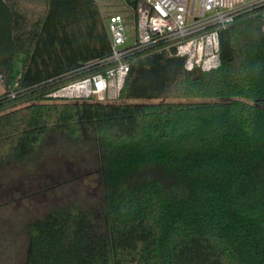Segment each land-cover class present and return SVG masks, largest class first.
<instances>
[{"label":"trees","instance_id":"trees-1","mask_svg":"<svg viewBox=\"0 0 264 264\" xmlns=\"http://www.w3.org/2000/svg\"><path fill=\"white\" fill-rule=\"evenodd\" d=\"M101 3L0 0V169L99 194L30 219L23 264H264V3L221 29L218 68L149 47L118 100L51 96L105 70Z\"/></svg>","mask_w":264,"mask_h":264},{"label":"built area","instance_id":"built-area-1","mask_svg":"<svg viewBox=\"0 0 264 264\" xmlns=\"http://www.w3.org/2000/svg\"><path fill=\"white\" fill-rule=\"evenodd\" d=\"M121 1L128 13L109 11L106 15L110 53L89 63H102L105 70L61 86L51 96L118 100L130 71V58L149 47L174 49L176 55L185 58L187 70L218 68L222 63L221 29L243 10L264 3V0H137L135 4Z\"/></svg>","mask_w":264,"mask_h":264},{"label":"rangeland","instance_id":"rangeland-1","mask_svg":"<svg viewBox=\"0 0 264 264\" xmlns=\"http://www.w3.org/2000/svg\"><path fill=\"white\" fill-rule=\"evenodd\" d=\"M101 5L105 18L109 11L128 13L121 0H104ZM4 88L0 78V93ZM18 168L20 165L12 164L0 169V264H23L28 240L27 222L50 205L93 203L99 199L98 188L92 182L72 181L60 188L47 189L59 183L60 178H49L38 171L37 177L30 179L27 175L28 178L16 180L11 173L18 174Z\"/></svg>","mask_w":264,"mask_h":264}]
</instances>
